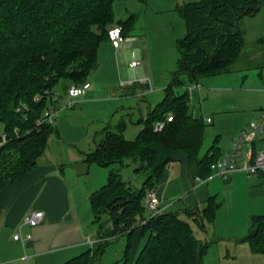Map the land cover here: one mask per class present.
Instances as JSON below:
<instances>
[{"label":"trees","instance_id":"obj_1","mask_svg":"<svg viewBox=\"0 0 264 264\" xmlns=\"http://www.w3.org/2000/svg\"><path fill=\"white\" fill-rule=\"evenodd\" d=\"M115 1L0 0V123L6 136L0 143V193L37 166L49 137L57 133L54 124L36 123L49 104L44 92L57 89L64 95L71 84L87 81L98 66V48L108 40V27L121 25L125 35L133 28L137 14L116 20ZM263 2L193 0L176 5L184 34L176 40V69L163 98L137 121L142 127L134 137L125 136L127 123L121 118L104 126L96 134L94 149L84 154L88 164L118 165L89 196L94 221L99 223L98 236L104 242L64 264H96L105 246L121 235L128 238V244L120 264H128L136 229L147 232V238L131 264H202L210 241L198 239L193 225L205 230L214 220L220 205L216 198L208 197L203 207L159 208L140 224L148 215L144 201L175 154H184L196 173L204 176L220 159L215 144L199 156L208 123L192 114L186 87L235 70L245 45L241 21L255 15ZM180 88L184 90L179 92ZM36 94L43 95L40 101H34ZM21 102L28 109L16 111ZM157 122H164L160 130H155ZM130 165L133 172L146 174L139 186L122 178V169ZM243 240L252 252L264 256V214L252 217Z\"/></svg>","mask_w":264,"mask_h":264},{"label":"crops","instance_id":"obj_2","mask_svg":"<svg viewBox=\"0 0 264 264\" xmlns=\"http://www.w3.org/2000/svg\"><path fill=\"white\" fill-rule=\"evenodd\" d=\"M187 1L193 0H171L170 3H175L176 7L177 4ZM253 16L264 18V2ZM140 19L137 14L133 28L128 33L134 36L131 42L117 48L108 40L101 42L97 53L98 66L88 78L89 89L71 108L64 106V95H61L54 127L57 130L68 125L66 128L73 129L74 120L68 121L67 117L78 118L86 105L97 102H104L103 107L108 110L106 121H100L90 129L91 122L87 124L86 134L89 138L87 144L81 147L62 143L58 149L56 141L61 138L57 130V133L49 137L37 166L20 174L0 193V264H64L104 242L98 236L99 223L94 221L89 196L107 182L109 172L97 163L84 162V154L94 149L96 134L104 126L114 124L121 118L127 123L124 133L130 131V137H134L142 127L137 121L163 98L166 87L164 84L151 87L148 69V59L151 56L148 46L151 37L144 23H137ZM244 29L249 31L246 27ZM256 31V35H260L258 40L264 38V20L260 26L257 25ZM261 42H264V39ZM133 57H139L134 66L127 62V59ZM99 59L105 62L104 71ZM240 70H243V74L247 73L244 66H241ZM237 71L235 67L233 72L226 74ZM206 78L200 79L196 87L194 84H188L186 87L192 114L201 116L210 123L214 134L211 145L204 152H200L199 156H203L215 144L220 151L219 157L222 158L230 149L233 139L246 129L250 121L258 117V113L233 111L234 106H231L232 111L227 110V107L234 105L230 100L233 99L229 90L231 86L221 85L222 91L219 88L220 92L216 94V83ZM160 89L162 92L160 91L158 96L156 94H159ZM183 90L178 89L179 92ZM153 92L155 94L152 96ZM194 95L198 100V107L193 111L191 99ZM210 97L220 101L218 110L212 113L213 116L206 115L202 106L204 100ZM76 106L79 108L74 110ZM237 109L238 106L235 110ZM208 118L210 120H207ZM263 131L264 128L261 132ZM209 132L210 130L206 131L207 137ZM260 143L262 142L259 139L245 143L236 159L235 167L225 176L217 175L214 170L206 176L198 175L186 156L177 153L166 165L160 183L153 188L159 198L158 207L161 210H181L186 206L203 207L210 196H214L219 202L214 220L206 225L205 230H199L193 225V230L199 232L196 234L194 230L198 239L210 241L202 264H264V256L252 252L248 243L243 240L251 226L252 217L264 214V174H251L245 169L260 150ZM54 147L57 152L52 156ZM227 189L229 192H226ZM221 193L222 199L219 200ZM167 195L168 200L162 204ZM30 209L44 211L41 223L35 226L23 224V216ZM106 217L104 215L102 219ZM16 233L20 235L18 239L13 237ZM146 238L147 232L144 233L141 229L133 232L128 264H131L137 249ZM115 243L121 244L118 256L113 262H103L106 250ZM127 244L128 238L125 235L111 240L96 264L122 263Z\"/></svg>","mask_w":264,"mask_h":264},{"label":"rangeland","instance_id":"obj_3","mask_svg":"<svg viewBox=\"0 0 264 264\" xmlns=\"http://www.w3.org/2000/svg\"><path fill=\"white\" fill-rule=\"evenodd\" d=\"M170 2L171 0H146V2L141 0H116L113 3V12L116 19L123 20L128 17V13H137L141 18L137 23H140L141 25L144 23L150 34L151 38L148 47L150 48L151 56L150 59H148V69L150 73L151 87L162 86L163 84L166 86L171 79L172 71L176 69L178 57L176 40L183 36L184 30L183 22L175 11V3L171 4ZM253 17L254 16H247L241 21V26L248 28L249 31H245V45L242 50L241 59L239 60V63H235V67L238 71L221 76L207 77L206 79H212V81L216 83V94L222 91V86H231L229 90H231L230 94L233 99L230 100L234 105L227 107V110L232 111L231 106H234L233 111L241 113V110H244L245 112L252 114L258 113L259 115L260 110L264 107V42L258 41L257 38L260 35H256V29L257 25L260 26L263 23L264 18H260V16H257L259 18ZM248 25H250L252 29H250ZM259 30L260 29H258V31ZM119 58L123 61L122 56ZM133 60L137 63L139 57L127 59V62L131 63ZM103 63L105 62L99 59V64L103 67L101 69L104 71L106 66L103 65ZM121 66L123 65H119V67ZM241 66H244L247 71L246 74L241 73L243 72V70H240ZM219 88L220 91L218 90ZM158 91L159 94L156 95L159 96L162 89ZM154 94L155 93L153 92L152 96ZM219 103L220 101L218 99L213 100L212 97L208 100H204L202 105L204 113L208 116H213L212 113L218 110ZM103 105L104 102L89 103L82 109L80 117L73 119L72 117H67L68 121L74 120V128H66L68 126L66 125L65 127H62V129H57L61 139H59V141H56L55 138L52 139L56 141L58 149L62 146V143L65 145L75 144L76 147H81L84 144H87L86 141L89 138V135L86 134L87 124L91 122L89 125L90 129L94 124H97L100 121H106L105 118L108 110L103 107ZM191 106L193 111L198 107V100L195 95L191 99ZM236 106H238L239 109L235 110ZM78 108L79 107L76 106L74 110ZM108 118L109 116L107 117V120ZM211 126L212 125L208 123L207 130H210L208 134L209 137H205L201 152H204V150H206L212 143L214 134L212 133ZM1 132L2 125L0 123V133ZM125 136L131 138L130 131H127ZM255 139H259V141L262 142L260 143L261 145H259V151H264V141L262 140L264 139V131L257 133ZM56 152L57 148L54 147L52 156H54ZM102 167L106 168L109 172L111 168H116L118 165L111 164ZM132 168L133 166L131 165L125 166L122 169V178L135 186H139L145 173H135L132 171ZM221 183L223 182L221 181ZM226 192H229V190L227 189ZM218 198L219 200L222 199V193ZM167 200L168 195L162 200V204ZM181 217L184 218L183 215ZM195 233L198 234L199 232L195 230ZM120 246L121 244L119 245L118 243L111 244L104 254L103 262H108V260L113 262L115 257L118 256L117 252L120 251Z\"/></svg>","mask_w":264,"mask_h":264},{"label":"built area","instance_id":"obj_4","mask_svg":"<svg viewBox=\"0 0 264 264\" xmlns=\"http://www.w3.org/2000/svg\"><path fill=\"white\" fill-rule=\"evenodd\" d=\"M107 37L110 44L117 48L122 44L129 43L134 39V36L129 34H123V29L121 25L112 24L107 29ZM132 66L136 64L133 60L130 63ZM198 86V84H194ZM90 87V82L84 81L82 83L71 84L64 93V106L71 108L73 107L78 98L86 93ZM49 104L43 110L39 119H37V124L48 123L54 124L55 115L60 108V100L62 99L61 92L57 89H50L44 92ZM43 95L36 94L34 96V101H40ZM28 109V106L25 102H21L19 107L16 108V111H22ZM167 120H171V116L167 117ZM207 120H210L209 118ZM164 125V122H157L155 124V130H160ZM264 128V107L260 110L258 117L255 120H252L248 123L246 129H244L240 134H238L232 141L230 149L224 154L222 158L213 162L211 164V169L215 171L217 175L225 176L229 173L236 165V159L240 154L243 145L247 142H251L255 139L256 134L260 133ZM16 131V129H15ZM5 134L1 132V142L5 141ZM246 171L251 174H264V151H258L255 154L253 161L245 167ZM159 198L157 194L151 190L146 193L144 206L148 212L147 218L140 220V224L146 222V220L152 215L159 212L158 207ZM44 219V211L41 209H30L22 219L23 224L29 226H35L41 223ZM19 233L14 234V239L19 238Z\"/></svg>","mask_w":264,"mask_h":264}]
</instances>
